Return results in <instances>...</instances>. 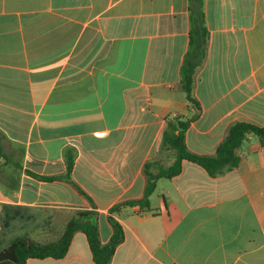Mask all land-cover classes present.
Segmentation results:
<instances>
[{
    "label": "crops",
    "instance_id": "1",
    "mask_svg": "<svg viewBox=\"0 0 264 264\" xmlns=\"http://www.w3.org/2000/svg\"><path fill=\"white\" fill-rule=\"evenodd\" d=\"M203 10L194 109L179 75L189 0H0V160L15 170L0 175V208L5 227L24 225L9 242H37L83 213L102 245L110 218L120 225L109 264H264V146L254 135L235 168L210 176L182 161L147 205L129 203L144 197L145 164L173 162L161 146L167 120L195 116L184 142L200 156L215 155L236 123L264 127V0H203ZM68 150L83 193L29 174L63 176ZM25 264L95 262L77 231L62 258Z\"/></svg>",
    "mask_w": 264,
    "mask_h": 264
},
{
    "label": "trees",
    "instance_id": "2",
    "mask_svg": "<svg viewBox=\"0 0 264 264\" xmlns=\"http://www.w3.org/2000/svg\"><path fill=\"white\" fill-rule=\"evenodd\" d=\"M189 13V45L183 58L179 75L185 100L194 109H198V103L193 96L194 75L206 57L209 39V33L205 26L203 0H189ZM194 117L190 119L174 118L173 120H167L161 146L172 151L174 156L173 162L166 168L157 165L155 162L145 164L144 197L141 200L129 203L138 204L142 207L147 205L148 197L154 192L157 180L178 175L181 171L182 161L195 163L202 167L210 176H216L238 165L239 157L237 150L241 147L248 135H254L259 144L264 146V127H257L247 123H236L228 129L226 137L218 146L215 155L200 156L193 154L185 145L184 134ZM3 138L4 136L0 132V158L5 157L1 145ZM65 161L66 171L63 176L47 178L28 173L31 176L46 181L63 179L73 185L80 193H83L71 179L74 161L72 151H66ZM15 165L17 166V164ZM152 169L157 170V173L153 174ZM110 224L113 229L112 236L106 245H102L99 241L96 222L88 219L86 214L80 213L66 223L60 238L54 242L41 244L30 241L24 236L15 238L5 248L0 249V264H25L29 258H62L66 254L73 234L77 231H81L86 235L95 264H109L114 249L123 239V232L120 225L112 218H110Z\"/></svg>",
    "mask_w": 264,
    "mask_h": 264
},
{
    "label": "rangeland",
    "instance_id": "3",
    "mask_svg": "<svg viewBox=\"0 0 264 264\" xmlns=\"http://www.w3.org/2000/svg\"><path fill=\"white\" fill-rule=\"evenodd\" d=\"M9 150H11V149L7 148L6 151L9 152ZM170 161H171V159L168 160V162H170ZM5 166L6 165H4L3 160H0V175H2V177H3L6 173L8 176L14 178L15 170L12 168V165L8 164V166H6V167ZM21 222H23V221H21ZM18 227L23 228L24 225H22V223L16 224V223L12 222V224L9 227H5V217L3 216V214H0V249L5 248L10 243L8 241V239H10L14 235H16L15 230H18ZM25 227L27 228L29 226H25ZM49 228H50V222H48L47 225L43 226L42 229L45 230V229H49ZM62 230L63 229L60 226L55 227L53 230H51V233L49 231L50 234H48L44 239H39L37 241V243L44 244V243L50 242L51 240L56 239L57 237H59ZM50 237H52V238L50 239ZM27 239H30V238H27ZM30 241H32V239H30Z\"/></svg>",
    "mask_w": 264,
    "mask_h": 264
},
{
    "label": "built area",
    "instance_id": "4",
    "mask_svg": "<svg viewBox=\"0 0 264 264\" xmlns=\"http://www.w3.org/2000/svg\"><path fill=\"white\" fill-rule=\"evenodd\" d=\"M0 214H1V208H0Z\"/></svg>",
    "mask_w": 264,
    "mask_h": 264
}]
</instances>
